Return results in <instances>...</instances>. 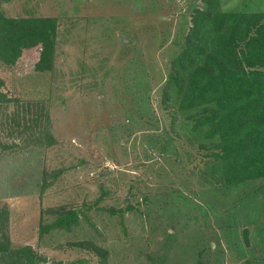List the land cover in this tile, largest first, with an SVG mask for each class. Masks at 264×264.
<instances>
[{
  "label": "rangeland",
  "instance_id": "obj_1",
  "mask_svg": "<svg viewBox=\"0 0 264 264\" xmlns=\"http://www.w3.org/2000/svg\"><path fill=\"white\" fill-rule=\"evenodd\" d=\"M0 3L9 17L58 20L53 71L34 70L40 46L0 63V93L12 99L0 110L1 241L30 247L38 264H264L261 181H215L201 131L176 112L178 98L161 100L193 9L208 0ZM217 6L264 11V0ZM17 98L47 107L56 144L4 148L20 145L14 129L31 117ZM68 210L72 230L39 238L41 222Z\"/></svg>",
  "mask_w": 264,
  "mask_h": 264
},
{
  "label": "trees",
  "instance_id": "obj_2",
  "mask_svg": "<svg viewBox=\"0 0 264 264\" xmlns=\"http://www.w3.org/2000/svg\"><path fill=\"white\" fill-rule=\"evenodd\" d=\"M208 2L203 9H193L192 26L170 63L161 100L178 98L176 112L192 122L193 133L201 131L208 142L205 149L215 181L226 187L261 181L264 198V11L223 12L217 0ZM57 30L56 17H9L0 10V63L12 67L23 51L40 46L34 70L53 71ZM13 101L31 117L22 125L17 122L14 129L20 145L4 148L56 144L47 107L38 101ZM10 102V97L0 93V110ZM59 175L60 171L52 174L54 178ZM46 187L42 178L41 192ZM78 222L75 210L60 212L53 222L39 224V238L52 230L70 231ZM8 246L0 240V264H38L30 247L12 250Z\"/></svg>",
  "mask_w": 264,
  "mask_h": 264
}]
</instances>
